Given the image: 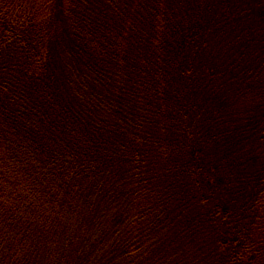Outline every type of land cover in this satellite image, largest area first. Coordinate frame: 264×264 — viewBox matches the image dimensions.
Masks as SVG:
<instances>
[{
    "label": "trees",
    "instance_id": "1",
    "mask_svg": "<svg viewBox=\"0 0 264 264\" xmlns=\"http://www.w3.org/2000/svg\"><path fill=\"white\" fill-rule=\"evenodd\" d=\"M0 264H264V0H0Z\"/></svg>",
    "mask_w": 264,
    "mask_h": 264
}]
</instances>
